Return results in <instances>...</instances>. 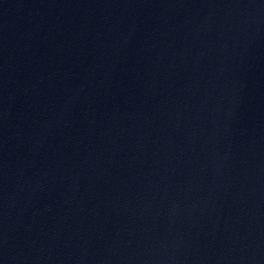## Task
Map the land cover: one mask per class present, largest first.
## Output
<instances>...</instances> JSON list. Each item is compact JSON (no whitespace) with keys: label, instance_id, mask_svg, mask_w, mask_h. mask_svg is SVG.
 I'll return each instance as SVG.
<instances>
[{"label":"water","instance_id":"95a60500","mask_svg":"<svg viewBox=\"0 0 264 264\" xmlns=\"http://www.w3.org/2000/svg\"><path fill=\"white\" fill-rule=\"evenodd\" d=\"M0 264H264V0H0Z\"/></svg>","mask_w":264,"mask_h":264}]
</instances>
